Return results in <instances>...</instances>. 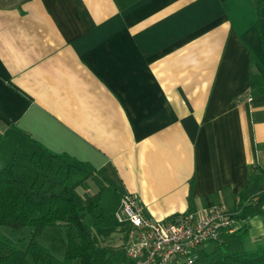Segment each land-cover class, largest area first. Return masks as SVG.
Segmentation results:
<instances>
[{"label":"crops","instance_id":"1","mask_svg":"<svg viewBox=\"0 0 264 264\" xmlns=\"http://www.w3.org/2000/svg\"><path fill=\"white\" fill-rule=\"evenodd\" d=\"M255 62L264 0H0V144L22 169L62 155L96 178L78 191L129 193L156 221L231 211L264 187V92L241 98Z\"/></svg>","mask_w":264,"mask_h":264},{"label":"trees","instance_id":"2","mask_svg":"<svg viewBox=\"0 0 264 264\" xmlns=\"http://www.w3.org/2000/svg\"><path fill=\"white\" fill-rule=\"evenodd\" d=\"M254 62V61H253ZM256 72L250 76V85L243 96L264 92V67L255 62ZM62 155L32 152L29 160L43 170H51L53 161ZM66 157V156H65ZM37 174L17 173L12 164L0 169V225L11 228H32L25 248L0 233V264H124L121 243L105 242L112 229L90 225L87 214L100 207L101 192L83 196L78 183L63 180H45L38 184ZM233 212L243 224L233 233L221 232L216 240L205 243L198 252L197 264H264V244L255 250L246 248L248 220L264 215V187L256 198L239 194L234 199ZM171 218V217H168ZM55 225L66 227V243L62 259L55 257L36 241L44 228ZM122 236L126 226L118 225ZM211 244V247H206ZM30 258V260H29Z\"/></svg>","mask_w":264,"mask_h":264},{"label":"built area","instance_id":"3","mask_svg":"<svg viewBox=\"0 0 264 264\" xmlns=\"http://www.w3.org/2000/svg\"><path fill=\"white\" fill-rule=\"evenodd\" d=\"M114 215L119 225L126 226L120 240L124 264H197L207 241L238 229L236 213L218 203L156 221L141 212L133 195L124 193Z\"/></svg>","mask_w":264,"mask_h":264},{"label":"rangeland","instance_id":"4","mask_svg":"<svg viewBox=\"0 0 264 264\" xmlns=\"http://www.w3.org/2000/svg\"><path fill=\"white\" fill-rule=\"evenodd\" d=\"M3 143V141H2ZM3 146V147H2ZM12 145L5 143L4 145L0 144V156L5 157V154L8 152V158L13 153L16 158V152H12L11 150ZM11 150V151H10ZM14 158V159H15ZM9 162L15 163L13 160H11V157L9 158ZM16 163H21V161L18 160ZM14 164L15 171L17 173H27V174H37L39 176V182L38 184L42 183L45 180H63L66 184L73 185L74 181H79L81 179V176L86 180V185L90 184V180H96V178H93L91 176L86 177V174L80 175V177L77 175L75 170H71L70 173H66V167L63 168L61 171H57V169L52 168L51 170H43V169H31V168H20L18 167V164ZM21 165V164H20ZM85 186V185H84ZM81 187L82 189L79 190L80 193L83 196H86L87 192L84 190H89L88 188ZM80 189V187L78 188ZM105 192L100 196L101 203L100 207L96 209L93 213L87 214L85 216V221L90 225H97L99 227H105L113 230V233L110 234L107 238H105V242L117 245L120 243L121 237L120 234L117 233L118 231V221L114 215V212L116 211V202L114 199L115 191L112 188H105ZM123 195V194H122ZM233 212V211H232ZM237 213V212H235ZM257 220H262L264 224V215L261 217H257ZM168 219V218H167ZM237 228L240 225V220L235 216V224ZM264 227V225H263ZM257 227L253 226V232L256 231ZM238 230V229H237ZM236 230V231H237ZM31 231L32 228L28 226H23L20 228H11L5 225H0V233L8 237L10 240H12L14 243L17 244L19 248H25L28 244L30 238H31ZM36 241L39 242L43 247L48 249L55 257L58 259L63 258L64 254V248L66 243V227L63 225H55V226H49L44 228L42 231H40L36 237ZM216 240V239H214ZM213 241V240H210ZM208 242V241H207ZM206 242V243H207ZM264 244V234L262 235V238L260 237H252L247 239L246 241V248L255 250L259 245ZM206 247H211V244H207ZM30 260V258H29ZM32 264V262L30 261ZM41 264V263H36Z\"/></svg>","mask_w":264,"mask_h":264}]
</instances>
